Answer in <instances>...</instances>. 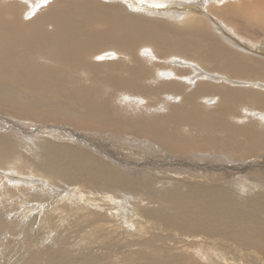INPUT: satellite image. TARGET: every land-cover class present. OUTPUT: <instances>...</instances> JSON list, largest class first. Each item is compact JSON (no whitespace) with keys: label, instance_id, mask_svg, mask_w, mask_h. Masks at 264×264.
<instances>
[{"label":"bare ground","instance_id":"bare-ground-1","mask_svg":"<svg viewBox=\"0 0 264 264\" xmlns=\"http://www.w3.org/2000/svg\"><path fill=\"white\" fill-rule=\"evenodd\" d=\"M263 36L264 0H0L1 245L95 216L264 264Z\"/></svg>","mask_w":264,"mask_h":264},{"label":"rangeland","instance_id":"rangeland-1","mask_svg":"<svg viewBox=\"0 0 264 264\" xmlns=\"http://www.w3.org/2000/svg\"><path fill=\"white\" fill-rule=\"evenodd\" d=\"M254 45L264 50V36ZM26 129L31 131L32 128ZM101 141L104 144L112 142L104 138ZM133 143L136 144V141ZM128 151L133 152V149L123 150V155L117 156L125 159L127 155L129 160L132 157ZM24 171L27 173L29 170L25 168ZM65 219L62 225L69 228L57 229V238L53 242L44 241L45 234L50 232L45 226L34 223L21 229L14 225L12 230L17 233L14 237L16 241L5 245V249L1 244L5 242L6 234L3 235V231H0V264H20V258L26 255H36V264H48L51 260H65L68 261L67 264H153L162 259H167L169 264H263L259 257L252 253V249H236L233 245H163L160 242L151 245L128 244L125 240L128 239L126 233H122L121 229L117 232H107L111 229L106 230L104 223L96 221L95 216L70 215ZM93 224L97 226L95 230ZM81 257L89 261L83 262Z\"/></svg>","mask_w":264,"mask_h":264},{"label":"snow or ice","instance_id":"snow-or-ice-1","mask_svg":"<svg viewBox=\"0 0 264 264\" xmlns=\"http://www.w3.org/2000/svg\"><path fill=\"white\" fill-rule=\"evenodd\" d=\"M159 5H153V7H158Z\"/></svg>","mask_w":264,"mask_h":264}]
</instances>
